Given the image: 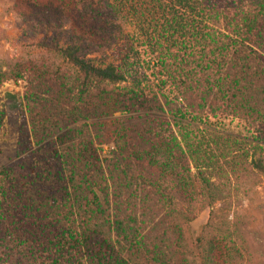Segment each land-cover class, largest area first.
<instances>
[{
    "label": "trees",
    "instance_id": "16d2710c",
    "mask_svg": "<svg viewBox=\"0 0 264 264\" xmlns=\"http://www.w3.org/2000/svg\"><path fill=\"white\" fill-rule=\"evenodd\" d=\"M117 1L121 3L119 0L55 1L50 13L41 15L43 24L52 23L55 29L60 30L58 33L53 30L51 36L64 38L69 44L52 47V41H41L36 45L55 51L76 69L79 77L75 83H70L63 74L52 71L54 79H51L44 75V70L29 66L31 77L25 95L28 111L33 119L40 120L51 108L59 106L57 102H76L80 107L68 116L54 120V126L44 132H40L32 120L31 132L35 143L41 144L46 140L45 134H59L63 129L71 131L67 129L71 124L69 119H91L100 124L102 118L122 111L121 108L131 104L130 101L139 104L140 111L144 112L136 117H124L125 122L120 124L118 132L123 141L116 144L113 156L105 160L106 165L95 167L91 164L84 156L85 152L81 154L87 150L84 146L76 158L66 155L68 159H63L56 173V178L63 182L61 189L65 197L61 205L36 194L34 177L24 190V186L7 172L11 167L0 171V264H25V258H32L28 264H33L34 260L41 264H195L196 260L190 259L194 253L200 254L201 264L208 263L206 257L203 262L204 246L200 236H193L190 222L202 203L207 205L212 201L210 183L200 169L194 179V176L190 177L189 165L179 164L181 159L189 161L190 157L195 158L197 150L191 152L187 149L194 153L192 156L180 143L171 123L164 118L158 92L146 95L141 88L136 90L132 85L129 102L122 95L114 96L106 86L125 82L127 75L132 77L130 72L114 62L96 65L78 54L82 43L104 49L115 42L116 31L126 19ZM170 1L176 27L173 31L189 25L187 36L191 47L184 50L185 54L179 58L178 52L174 53L156 40L148 51L154 55L160 81H163L160 77H165V81L180 91L184 98L189 97L193 87L203 96L201 102L187 103L191 109L201 111L206 103L204 97L207 99L214 87L220 91L228 86L227 90L235 97L236 92L240 93L245 88L240 84L244 78L239 76V72L252 74L255 82H264V66L259 63L258 54L255 51L253 57L251 50L247 52L244 49L245 45L247 48L264 44V0ZM43 2L29 1L30 17L34 15L33 10L46 9V5H40ZM176 7H183L188 12L190 18L187 16L184 23ZM49 17L54 20L51 22ZM196 19L203 24L195 27ZM63 28L65 32L61 31ZM52 40L54 42V38ZM192 63H195L193 68L202 67V74L208 72L212 65L216 71L212 76L209 73L205 77L203 75L202 79L198 77L202 74L193 77ZM2 67L0 86L7 80L20 79L23 72L28 71V68L16 69L13 77L7 68ZM224 70L228 72L222 76ZM260 74L262 77L256 78ZM227 78L230 81L225 84L224 79ZM260 92L264 100V87H260ZM150 96L152 98L148 99ZM159 96L168 105L167 97ZM6 102L8 108H0V127L5 115L10 113L9 108L14 109L18 103L16 96L9 93L6 94ZM242 104L243 101L240 106ZM173 111L177 113L178 109ZM179 115L184 116L181 112ZM131 118H136L142 130L136 132L139 142L128 147L130 154L123 156L127 152L125 124H129ZM22 128L26 136L18 142L20 152L28 149L24 144H29L26 124ZM58 138L63 139L61 135ZM135 163L144 171L134 167ZM39 177L38 172L36 180ZM168 180L172 182L171 187L165 185ZM133 184L135 188L144 189L139 200V208H143L142 219L136 214L137 206L133 203ZM195 184L200 188L197 193L192 191ZM147 187L149 190L146 191ZM98 193H102L103 200ZM200 194L203 196L198 197ZM19 251L27 252L16 254Z\"/></svg>",
    "mask_w": 264,
    "mask_h": 264
},
{
    "label": "rangeland",
    "instance_id": "374dc122",
    "mask_svg": "<svg viewBox=\"0 0 264 264\" xmlns=\"http://www.w3.org/2000/svg\"><path fill=\"white\" fill-rule=\"evenodd\" d=\"M29 1L0 0V66H3V69L7 68L14 77L16 69L22 71L35 65L37 70H44V75L51 79H54L53 71L63 74L70 83H75L79 73L67 60L51 49L46 50L36 45L41 41H52V47L56 45L65 47L69 44L64 38L51 36L53 30L57 33L60 30L55 29L56 26L52 23L43 24L44 19L41 17L50 13L51 8H54L53 2L61 0H43L40 5L43 7L46 5V9L33 10V17L29 16L31 11ZM119 1L121 3L118 1L116 3L121 6V13L126 19L122 24L119 22L120 29L116 31L115 42L104 49L82 43L79 56L100 66L114 62L120 64L126 72H130L132 77L127 75L125 82L106 86L114 96L122 95L127 100L132 96L129 88L133 85L136 90L141 88L146 95L158 92L159 95L167 97L168 105L165 104L163 97L157 96L164 109V118L171 123V128L176 132L185 150L189 149L191 152L197 150V156L187 150L195 158L190 157L189 161L187 158L181 159L179 164L186 167L189 165L190 177L194 176V179L195 173L200 169L210 183L212 201L207 205L202 203L199 210L194 211V217L190 222L193 236H200L204 246L203 262L208 258L207 264H264V100L260 92L264 82H255L252 74L239 72V76L244 78L240 84H244L245 88L240 93L236 92L235 97L227 90L228 86L227 89H222L225 92L217 91L214 87L212 92L208 93L207 99L204 97L206 103L201 111L191 109L187 103L201 102L203 96L193 87L190 88L189 97L184 98L180 91L165 81V77H160L163 79L160 81L154 55H150L148 51L149 46H154L155 41L160 40L164 47L170 48L174 53L178 52L181 58L185 54L184 50L191 47L187 36L189 25L173 31L176 27L172 19L174 12L170 7L172 5L170 0ZM176 9L182 23L187 16L190 18L185 8ZM49 20L52 22L54 18L49 17ZM201 24L203 22L196 19L195 27ZM61 31L65 32V28ZM50 37L54 38V42ZM244 49L247 52L251 50L253 57L256 51L259 63L264 66L263 43L258 47L249 45L246 48L245 45ZM193 66L195 63L190 65L193 77L202 74V67ZM207 70L208 72L198 77L202 79L203 75L205 77L208 73L212 76L216 68L212 65ZM227 72L224 70L221 75L225 76ZM30 77L28 68V71L23 72L20 78L22 81L19 83L14 82L8 86H3L2 83L0 86V108H8L7 93L15 95L18 101L14 109L9 108L10 113L5 115L0 127V171L11 167L7 172L24 186L22 187L24 190L29 187L30 180L34 177L36 194L61 205L65 197L61 189L63 182L56 178V173L63 159H68L66 155L74 159L84 146L87 150L84 149L81 154L85 152L84 156L91 164L95 167L100 164L106 165L105 160L113 156L112 151L116 150V144L120 145L123 141L118 136L120 124L124 123L126 118L136 117L144 111H140V106L134 103L135 101H130L131 104L127 103L121 108L122 111L103 116L100 124L94 123L91 119L78 121L69 119L71 124L67 129L71 131L63 129L64 131L59 134L57 132L45 134L46 140L36 144L31 132V121L35 119L28 111L25 100ZM261 77L262 74L256 76L258 79ZM229 81L230 78L224 79L225 84ZM150 98L152 97L148 99ZM242 101L243 104L240 106ZM57 103L58 107L51 108L42 119L35 120L40 132L53 127L54 120L68 116L71 111L80 107L76 102ZM30 104L33 103L30 101ZM170 108L178 109L177 113ZM180 112L183 117L179 115ZM133 119L131 118L129 124H125L128 134L127 152L123 156L130 154L128 147L139 142L136 132L141 131L142 126L136 118ZM23 124L28 128L29 144H24L28 149L20 152L18 142L26 136V133L23 134L25 132ZM59 135L63 139H59ZM134 167L144 171L136 163ZM38 172L40 177L36 180ZM135 184L132 185V189L135 190L133 203L137 206L136 214L142 219L143 208H139L141 204L139 200L144 189L135 188ZM165 185L171 187L172 182L168 180ZM69 187L68 191L71 192L72 189ZM171 191L175 193L174 189ZM192 191L194 193L200 191L197 184L192 187ZM98 194L102 196V193ZM201 196L203 195H198ZM21 249L22 247L17 250ZM25 252L27 251H19L16 254L22 255ZM190 259L196 260L195 264L202 263L200 254L198 256L195 253L191 254ZM24 260L32 262V258ZM27 262L25 264H28ZM33 264L41 263L34 260Z\"/></svg>",
    "mask_w": 264,
    "mask_h": 264
},
{
    "label": "built area",
    "instance_id": "2783aa9c",
    "mask_svg": "<svg viewBox=\"0 0 264 264\" xmlns=\"http://www.w3.org/2000/svg\"><path fill=\"white\" fill-rule=\"evenodd\" d=\"M20 81H22L21 79H18V80H16V81H14V80H7V81H5L4 83H3V86H8L9 84H14V82H20Z\"/></svg>",
    "mask_w": 264,
    "mask_h": 264
}]
</instances>
